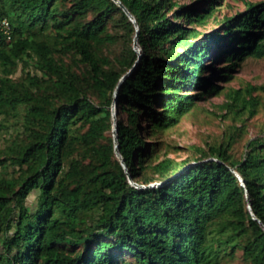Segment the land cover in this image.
I'll use <instances>...</instances> for the list:
<instances>
[{
	"label": "trees",
	"instance_id": "obj_1",
	"mask_svg": "<svg viewBox=\"0 0 264 264\" xmlns=\"http://www.w3.org/2000/svg\"><path fill=\"white\" fill-rule=\"evenodd\" d=\"M120 1L140 62L114 0H0V133L15 129L0 147V264H264V137L241 160L232 136L177 161L143 128L163 136L222 93L235 119L257 115L264 86L223 83L264 58V1L223 20L221 0ZM118 88L120 152L145 188L115 152Z\"/></svg>",
	"mask_w": 264,
	"mask_h": 264
},
{
	"label": "rangeland",
	"instance_id": "obj_2",
	"mask_svg": "<svg viewBox=\"0 0 264 264\" xmlns=\"http://www.w3.org/2000/svg\"><path fill=\"white\" fill-rule=\"evenodd\" d=\"M197 0H180L184 4H192ZM264 0H221L218 6V20L224 17L236 15L246 10V3H259ZM218 20H212L207 30L218 28ZM36 73V69L30 66L26 72ZM23 65L20 64L18 70L14 74V78L18 79L25 76ZM220 79L218 78V81ZM220 83V82H219ZM226 90H242L246 94L250 87L260 88L264 86V58L258 59L254 57H246L240 63L238 71L233 73V78L223 83ZM253 96L257 98V115L249 118L244 122L235 119L234 114H228L225 104L228 102L227 96L222 93L213 95L202 101L188 115H186L180 124L167 132L163 136L151 135L149 123H144L145 136L150 142L161 141L160 156L163 159L168 156L177 161H183L187 158L200 156L199 150H207L210 145L221 143L222 141H230L234 136L231 153L237 160L244 158L247 145L251 140L264 137V91L256 90ZM226 115V117H224ZM248 118V114L244 116ZM15 120H13L14 124ZM240 128L241 131H236ZM15 134L14 127L9 131L0 133V147L4 145V140L9 139ZM1 170V169H0ZM235 173L238 176L237 171ZM131 177V179H130ZM129 177L133 183L132 176ZM38 198L32 194L28 198L29 205L37 202ZM0 252H2V243L0 241ZM120 260L133 261V257L129 253H119ZM223 264H248L242 259V253L239 252L234 260L225 259Z\"/></svg>",
	"mask_w": 264,
	"mask_h": 264
},
{
	"label": "water",
	"instance_id": "obj_3",
	"mask_svg": "<svg viewBox=\"0 0 264 264\" xmlns=\"http://www.w3.org/2000/svg\"><path fill=\"white\" fill-rule=\"evenodd\" d=\"M123 10H125V12L128 14V16L131 18V20L133 21V23L135 24L136 28H137V36L135 39V50L138 52L139 54V62L141 60L142 57V51L141 48L139 47V34H140V29H139V25L137 23V20L135 19V17L130 13V11L126 8V6L120 1V0H114ZM130 75V74H129ZM127 77V76H126ZM125 77V79H126ZM124 79V80H125ZM123 80V81H124ZM118 92H119V88L116 91L115 94V101L112 107V111H113V121H114V127H113V136H114V140H115V152L116 155L119 159V161L121 162V164L124 166L126 173L128 174V176L130 177V172L128 170V166L125 163V159L123 158L121 152H120V143H119V126H118V115H117V97H118ZM193 167V166H191ZM189 167V168H191ZM238 177L242 180L244 186H245V182L242 179V177L238 174ZM131 179V177H130ZM133 184L139 188H145L144 186H140L136 183L133 182ZM157 186H163V184H155L149 187H157ZM248 198L250 199V196L248 194ZM259 222H261L259 219H257ZM262 223V222H261Z\"/></svg>",
	"mask_w": 264,
	"mask_h": 264
},
{
	"label": "built area",
	"instance_id": "obj_4",
	"mask_svg": "<svg viewBox=\"0 0 264 264\" xmlns=\"http://www.w3.org/2000/svg\"><path fill=\"white\" fill-rule=\"evenodd\" d=\"M2 27H3V29H4L7 33L10 32V25H9V22H8L7 20H4V21L2 22Z\"/></svg>",
	"mask_w": 264,
	"mask_h": 264
}]
</instances>
